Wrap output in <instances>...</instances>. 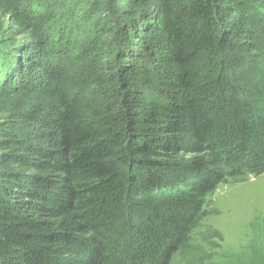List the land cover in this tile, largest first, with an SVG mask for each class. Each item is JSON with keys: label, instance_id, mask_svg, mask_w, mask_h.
<instances>
[{"label": "trees", "instance_id": "obj_1", "mask_svg": "<svg viewBox=\"0 0 264 264\" xmlns=\"http://www.w3.org/2000/svg\"><path fill=\"white\" fill-rule=\"evenodd\" d=\"M4 17L22 41L0 51V264L199 260L206 198L264 172V0H0Z\"/></svg>", "mask_w": 264, "mask_h": 264}, {"label": "rangeland", "instance_id": "obj_2", "mask_svg": "<svg viewBox=\"0 0 264 264\" xmlns=\"http://www.w3.org/2000/svg\"><path fill=\"white\" fill-rule=\"evenodd\" d=\"M12 24L9 17L1 19L2 57L11 53L9 45L22 41L17 37L10 42ZM204 210L207 215L191 234L201 245L199 260L176 255L171 264H264V172L218 184L206 198Z\"/></svg>", "mask_w": 264, "mask_h": 264}]
</instances>
